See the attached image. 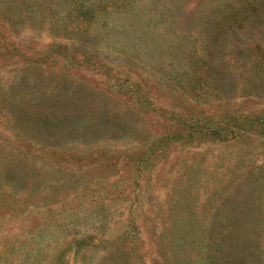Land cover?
I'll return each mask as SVG.
<instances>
[{
    "label": "rangeland",
    "instance_id": "rangeland-1",
    "mask_svg": "<svg viewBox=\"0 0 264 264\" xmlns=\"http://www.w3.org/2000/svg\"><path fill=\"white\" fill-rule=\"evenodd\" d=\"M0 264H264V0H0Z\"/></svg>",
    "mask_w": 264,
    "mask_h": 264
}]
</instances>
